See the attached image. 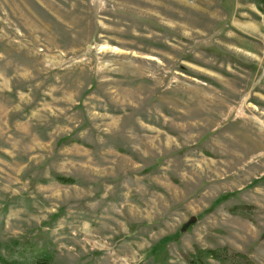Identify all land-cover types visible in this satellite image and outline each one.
Instances as JSON below:
<instances>
[{"label":"rangeland","instance_id":"1","mask_svg":"<svg viewBox=\"0 0 264 264\" xmlns=\"http://www.w3.org/2000/svg\"><path fill=\"white\" fill-rule=\"evenodd\" d=\"M263 13L259 0H0V255L264 264Z\"/></svg>","mask_w":264,"mask_h":264},{"label":"trees","instance_id":"2","mask_svg":"<svg viewBox=\"0 0 264 264\" xmlns=\"http://www.w3.org/2000/svg\"><path fill=\"white\" fill-rule=\"evenodd\" d=\"M259 2L264 6V0H259ZM264 14V13H263ZM54 180L61 184H71L73 180L60 175H54ZM231 214L244 215L240 208H232L230 210ZM20 245L17 244L15 252L19 253ZM32 262H19L6 260L0 255L1 264H50L51 258L49 256H42L38 258H33ZM197 264H208V260H213L221 264H251L247 259H244L239 254L226 250H203L198 252V257H195Z\"/></svg>","mask_w":264,"mask_h":264},{"label":"water","instance_id":"3","mask_svg":"<svg viewBox=\"0 0 264 264\" xmlns=\"http://www.w3.org/2000/svg\"><path fill=\"white\" fill-rule=\"evenodd\" d=\"M195 219H192L191 222H193Z\"/></svg>","mask_w":264,"mask_h":264}]
</instances>
